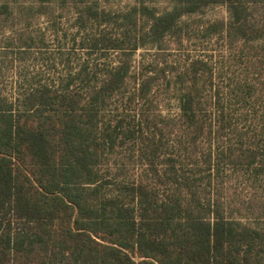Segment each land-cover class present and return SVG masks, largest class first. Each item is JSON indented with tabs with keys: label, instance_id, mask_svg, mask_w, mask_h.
Listing matches in <instances>:
<instances>
[{
	"label": "trees",
	"instance_id": "1",
	"mask_svg": "<svg viewBox=\"0 0 264 264\" xmlns=\"http://www.w3.org/2000/svg\"><path fill=\"white\" fill-rule=\"evenodd\" d=\"M171 2L115 17L82 5L84 59L0 89V264H264V0ZM208 6L227 12L200 28L224 42L228 78L212 55L165 58ZM41 48L30 37L16 52ZM139 49L153 53L134 64Z\"/></svg>",
	"mask_w": 264,
	"mask_h": 264
},
{
	"label": "rangeland",
	"instance_id": "2",
	"mask_svg": "<svg viewBox=\"0 0 264 264\" xmlns=\"http://www.w3.org/2000/svg\"><path fill=\"white\" fill-rule=\"evenodd\" d=\"M143 5L156 13H163L170 10L171 0H54L50 4H40L37 0H0V89L6 96L11 95L12 87L25 89L29 85L38 82L52 83L57 81L60 75L65 72V58L70 56L72 61L76 57L78 61L84 59V51L79 44H73L74 36L73 22L75 12L82 5H91L97 10H104L111 13V17L121 16L128 12L131 7ZM227 18V12L223 6H208L201 13L183 17L186 21L188 31L183 40V46L175 49L176 44L171 40L166 43L165 58L168 63H183L186 58L206 57L212 55L210 61L215 68L222 66V77H231L237 70L233 66L230 56L226 52L224 42L213 39L210 43L201 37V28L204 24ZM56 33V34H55ZM32 38L36 48L26 55L17 54V47L24 39ZM169 44V45H168ZM43 47L46 52L42 51ZM72 47L75 51L72 52ZM153 50L145 53L139 49L133 55L134 64L143 54H152ZM109 59L114 52H109ZM61 55L63 58L60 59ZM73 65V64H71ZM226 83L221 78L220 87ZM158 105L162 113L174 115L177 113V102L167 91L157 97ZM232 184L238 186L243 195L246 188L236 181Z\"/></svg>",
	"mask_w": 264,
	"mask_h": 264
}]
</instances>
